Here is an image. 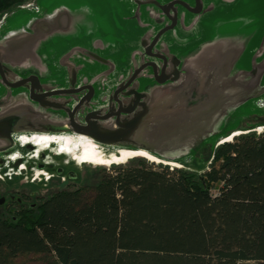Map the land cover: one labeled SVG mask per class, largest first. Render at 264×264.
Masks as SVG:
<instances>
[{"label":"rangeland","instance_id":"374dc122","mask_svg":"<svg viewBox=\"0 0 264 264\" xmlns=\"http://www.w3.org/2000/svg\"><path fill=\"white\" fill-rule=\"evenodd\" d=\"M183 1L194 4L196 0ZM147 2L27 0L0 18V60L12 70H39L43 78L67 70L69 58L88 57L76 43L89 34L93 36L88 46L96 49L121 44L125 36L119 29L125 27L124 14L133 12L137 22L154 24V17L161 11ZM202 2L201 14L181 7L183 21L164 33V45L175 51L182 70L175 80L164 83L156 112L143 120L137 130L138 140L157 155L180 159L198 174L205 171L200 168L210 163L207 158L211 150L223 141L218 140L221 135L234 129L251 131L257 120L254 116H264V0ZM116 46L121 54H115V62L126 61L129 48L121 50V46ZM254 130L260 133L264 125ZM56 144L42 151L47 154L50 174H56L57 168L63 166L64 175L31 185L26 183L27 176L12 181L3 174L0 190L5 194L11 189L25 190L42 198L67 186L91 187L101 180L104 170L113 166H82L68 154L59 153ZM200 144L196 153L195 147ZM137 159L145 158L129 162ZM72 172L78 177L70 178ZM93 195L94 191L89 189L81 203L89 202ZM31 201L37 199L33 197ZM0 264L59 263L49 254L22 253L6 258L0 253Z\"/></svg>","mask_w":264,"mask_h":264},{"label":"trees","instance_id":"16d2710c","mask_svg":"<svg viewBox=\"0 0 264 264\" xmlns=\"http://www.w3.org/2000/svg\"><path fill=\"white\" fill-rule=\"evenodd\" d=\"M26 1L0 0V18ZM254 117L251 131L211 150L200 174L153 153L182 166L115 164L91 187L61 188L0 219V253L59 264H264V131L254 130L264 116Z\"/></svg>","mask_w":264,"mask_h":264},{"label":"flooded vegetation","instance_id":"af4514ba","mask_svg":"<svg viewBox=\"0 0 264 264\" xmlns=\"http://www.w3.org/2000/svg\"><path fill=\"white\" fill-rule=\"evenodd\" d=\"M147 1V4H155L150 2L151 0ZM172 1L174 0L159 2L168 4ZM188 4L195 7L196 1L194 4ZM175 6L177 8L176 26L183 21L181 9H189L181 4ZM158 8L161 13L154 17V24L151 25L137 22L136 17L132 15L133 12L124 14L125 27L118 28L119 32L125 36L122 37L124 41L116 45L121 46V50L129 48V53L125 57L126 61L120 59V62H115V54L120 49L117 50L118 47L114 44L101 45L99 49L88 46V42L92 40V34L87 35L82 42L76 43L80 45V50L87 54L86 59L69 58L67 70H58L50 76L47 74L45 78L38 73L39 70H12L0 60L2 63L0 67V173L2 175H7L12 181H18L27 176L29 180L26 183L31 185H38L41 180H46L44 176H38L32 180L38 168L50 172L48 162L45 161L46 152L40 150L37 153V146L33 142L22 144L19 141L22 135L31 136L36 133L83 135L91 138L107 152L119 148H146L152 153H157L138 140L137 130L143 120L156 112L158 108L156 104L164 94V83L173 81L176 70H182L181 61L175 51L171 49V46L165 47L163 42L164 33L170 29L165 31L153 46L151 45L156 35L172 24L170 17L175 16L173 9H170V15H168L159 6ZM189 11L201 14L204 11L203 2L199 13ZM119 53L121 54V51ZM146 63H155L157 66L155 68L152 64H148L143 67L135 79L129 83L134 71ZM3 75L10 83L21 81L25 83L18 87H11L4 82ZM60 89L79 91L45 96L47 92ZM80 102H82L81 106L75 110ZM107 115L109 117L105 118ZM72 118L82 127H88L91 132L97 133V130H101L114 134L111 139L108 138V141L103 142L90 132L79 133L71 124ZM55 146L58 147V143ZM14 154H16L15 157H13ZM21 165L25 168H21ZM64 169L63 166L58 167L56 174H52L51 178L64 175ZM68 176L78 177L75 172ZM33 197L37 199L36 202L31 201ZM40 198L25 190L11 189L7 194L0 190V219L14 217L15 213H19L22 208L35 206Z\"/></svg>","mask_w":264,"mask_h":264},{"label":"bare ground","instance_id":"6f19581e","mask_svg":"<svg viewBox=\"0 0 264 264\" xmlns=\"http://www.w3.org/2000/svg\"><path fill=\"white\" fill-rule=\"evenodd\" d=\"M241 133H245V132L241 130L234 131L233 134L223 137L222 142L231 141L233 140L234 136L239 135ZM19 141L22 144H26L29 142L35 143L37 146V150H36L37 153L43 148H50L53 143H58L57 150L59 151V153L68 154L69 156L72 157L73 160L78 161L82 166H84L83 164H96V165H101V166L124 164V163L129 162L132 159L143 157L153 162H161V163L169 164L175 167H181V164L179 162L166 161L160 158L159 156H156L155 154L149 151L143 150V149L133 150L130 148H119L118 150H111L107 152L106 150H103V148L97 143H95L91 138L83 136V135L76 136V135H70V134H37L36 133V134H32L31 136L22 135L20 136ZM15 156L16 154H14L13 157ZM44 173L51 175L50 172L46 170H40L39 168L36 171V174L38 176H43Z\"/></svg>","mask_w":264,"mask_h":264},{"label":"water","instance_id":"95a60500","mask_svg":"<svg viewBox=\"0 0 264 264\" xmlns=\"http://www.w3.org/2000/svg\"><path fill=\"white\" fill-rule=\"evenodd\" d=\"M150 2L152 3H155L157 6H159L162 10H164V12H166L168 15H170V9H173L174 13H175V16L173 17H170L172 18V24L169 25V26H166L165 28H163L155 37L154 41L152 42V46L156 43L157 39L167 30L169 29H172L176 22H177V8H176V4H181L183 6H185L186 8H188L189 10L193 11V12H196V13H199L201 10H202V1L201 0H196V6L195 7H191L187 2L183 1V0H174L168 4H161L159 1L157 0H151ZM151 48V46H150ZM149 48V49H150ZM165 60H166V57H165ZM148 64H152L155 68H156V64L155 63H146L144 65H142L141 67H139L138 69H136L133 73V75L131 76L130 80H129V83L135 79V77L138 75V73L141 71V69H143V67L147 66ZM2 66V63L0 62V67ZM157 71V70H155ZM179 70H176L175 72V76L173 77V80H175L178 75H179ZM3 78H4V82L7 83L9 86L11 87H18V86H21L23 85L25 82H17V83H10L9 81H7V79L5 78V75H3ZM24 80H27V79H24ZM38 80V79H37ZM163 82V81H162ZM79 90H71V89H60V90H54V91H50V92H47L45 93V96H51V95H57V94H67V93H74V92H77ZM32 93H34V90L32 89ZM116 94H117V91H116ZM33 97V96H32ZM37 99V98H36ZM82 102H80V104L75 108V110L81 106ZM72 114V113H70ZM109 115L105 116V118H108ZM72 126L73 128L79 132V133H89L91 135H94L97 139H99L100 141H108L109 139L112 138V135L114 133L112 132H107V131H101V130H97L98 132H91L90 129L88 127H82L81 125H79L78 123H76L73 118H72ZM234 133V132H233ZM232 133V134H233ZM109 138V139H108ZM130 149H133V150H146V151H149L148 149L146 148H130ZM151 152V151H149Z\"/></svg>","mask_w":264,"mask_h":264},{"label":"built area","instance_id":"2783aa9c","mask_svg":"<svg viewBox=\"0 0 264 264\" xmlns=\"http://www.w3.org/2000/svg\"><path fill=\"white\" fill-rule=\"evenodd\" d=\"M170 166H171V168L174 167V166H172V165H170ZM20 167L25 168L23 165H21ZM39 175H40V174H39ZM37 176H38V175L36 174V176H34V177L32 178V180H35V177H37ZM43 176L45 177L46 180H49V179L51 178V175H49V174H47V173H44ZM0 178H3L1 173H0Z\"/></svg>","mask_w":264,"mask_h":264}]
</instances>
